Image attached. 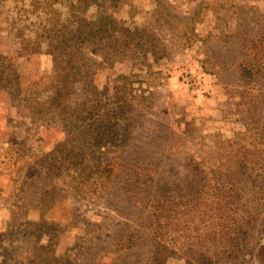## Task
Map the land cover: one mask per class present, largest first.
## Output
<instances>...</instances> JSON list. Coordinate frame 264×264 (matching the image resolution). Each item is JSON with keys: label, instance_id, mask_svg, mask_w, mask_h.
<instances>
[{"label": "rangeland", "instance_id": "obj_1", "mask_svg": "<svg viewBox=\"0 0 264 264\" xmlns=\"http://www.w3.org/2000/svg\"><path fill=\"white\" fill-rule=\"evenodd\" d=\"M100 15L138 53L105 63L109 30L57 77L50 35ZM0 70V264H264V0H0ZM89 78L90 119L20 101Z\"/></svg>", "mask_w": 264, "mask_h": 264}, {"label": "trees", "instance_id": "obj_2", "mask_svg": "<svg viewBox=\"0 0 264 264\" xmlns=\"http://www.w3.org/2000/svg\"><path fill=\"white\" fill-rule=\"evenodd\" d=\"M77 21H75L76 23ZM83 25V30H79L80 32L75 29H71L68 33H62V34H55V30L52 35V43H56L55 50L52 53H57L59 55V62L55 66V75L57 77H67V76H76V75H84V76H91L93 75V72H95L96 63L91 61V59L83 52L79 51L78 48V40H81L82 42H91L96 37H103L100 34L103 33L105 35V32H108L109 30L112 31V34L109 35V43L108 48L111 52L109 55V58H105L104 62L113 63L114 55L118 57V55H121L124 57L125 52L133 53L135 52V49L138 53V47H135L134 39L135 37H138V35L142 32L138 31L137 29H128L124 27H119L118 24L113 21V19L110 16H104L100 15L98 19L94 22H88L83 19H79V21ZM75 25V24H74ZM81 38V39H80ZM60 39V40H58ZM58 40V41H57ZM104 41V39H102ZM57 41V42H56ZM104 43V42H103ZM102 44V43H100ZM99 44V45H100ZM91 45V44H89ZM97 45V44H95ZM90 47V46H89ZM143 48L139 49V57L131 58L129 59V63L131 66H134L140 59L146 60L147 59V52L144 51V54L141 53ZM90 53L96 54L97 50L96 48L92 47L89 48ZM56 51V52H55ZM146 52V53H145ZM51 53V54H52ZM135 53L133 54L134 57ZM64 73V74H63ZM6 76H8V73L6 71L0 70V90L7 91V94L14 95L17 93V95H22L18 86L15 85H9L8 80L6 79ZM127 76H119L116 81L122 82L127 80ZM49 89V95L45 99L44 102L41 103L40 100H31L30 98L24 97L21 98L20 101L25 103L28 108H31L32 111L35 109V107L40 106L42 104H47L49 102H54V107L59 106V109L62 112L67 113L68 117L72 120H78V119H90L95 113L96 110L99 109L98 104L100 103V96L107 94V89H104V91H99L95 84L93 83V80L91 78L88 79L87 82H84L81 88H77L74 86V84H71L67 81L62 83H56L55 85L53 83H50V86H48ZM115 87H113V90ZM9 91V92H8ZM77 93L79 97V103L75 106L70 108L68 105H65L64 103H68L72 96H75ZM120 94L119 91H115V95ZM126 95H128L126 93ZM116 102V101H115ZM113 102V103H115ZM128 106H132L131 109L136 107V105L130 104L128 101ZM115 106V105H114ZM51 103L49 108L46 107L49 111L52 110ZM117 107V106H116ZM121 109L120 107H118ZM118 108L112 109V111H116L120 113ZM128 110L124 111V114L127 113ZM55 115L56 113H48V115ZM59 114V113H58ZM56 116V115H55ZM119 116H116L115 119H119ZM106 131H111L113 124H107L105 126ZM100 143V142H98ZM230 189L229 192H231V184H228ZM220 192H224V190L221 189ZM160 198H158V201ZM157 208L163 207L164 204L162 201H159L157 204Z\"/></svg>", "mask_w": 264, "mask_h": 264}]
</instances>
